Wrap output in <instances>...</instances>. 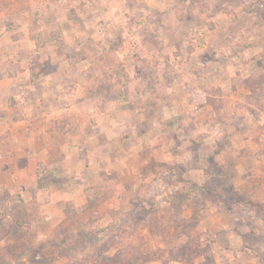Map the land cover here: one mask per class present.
Segmentation results:
<instances>
[{
  "label": "rangeland",
  "instance_id": "1",
  "mask_svg": "<svg viewBox=\"0 0 264 264\" xmlns=\"http://www.w3.org/2000/svg\"><path fill=\"white\" fill-rule=\"evenodd\" d=\"M59 67L98 165L0 146V264H264V0H0V141Z\"/></svg>",
  "mask_w": 264,
  "mask_h": 264
},
{
  "label": "crops",
  "instance_id": "2",
  "mask_svg": "<svg viewBox=\"0 0 264 264\" xmlns=\"http://www.w3.org/2000/svg\"><path fill=\"white\" fill-rule=\"evenodd\" d=\"M61 70L62 68L60 69L59 67L57 73H53L59 74L61 76L60 78L54 77V79H52L50 74H46L44 76H41L38 80H35V78L33 79V84H31L30 87V98L34 102L27 114V116H29V119L32 120V126H30L31 129H27L25 127L27 125L23 126V123H21L22 125L20 126L19 123L16 124L17 122L12 121V117H9L12 109L9 108V106L4 107H7V110L5 112L7 118H5V121H3V125H5L3 129L4 135L2 138L3 141H0V146L11 145V149L16 150V147H14V145L17 143V141L19 139L25 141L26 147L23 146L20 149L22 150L23 148L25 149V151L22 154H19L17 165L19 166V168H22V171L29 168L33 181L39 180V161L45 160L47 165L51 164L50 159L53 158V150L55 149V145H57V149H59V156L61 155L60 158L63 175L71 178V181L73 182H83L89 180V177L86 176L87 179L85 180L80 176L81 174L78 171L69 172L70 170L69 168H67V164L71 160L73 161V163H76L75 160H77L78 167L83 166V168L85 169L91 166L93 167L96 164L98 165L97 161L90 164V160H85L86 158L81 159L80 151H88L89 144H92V146L95 147V149L93 150L94 152L100 151L101 145H98L99 142L97 144H94L95 137H99V133L96 132L99 126H97L95 122L91 123V120L89 119L90 117L85 118V116H83L82 118L80 116V112L78 109L79 102H77L79 101L77 97L79 96V93H55L58 87L59 90L62 89L60 86L63 85L66 80L64 78L65 76H63L65 72H62ZM2 82H4V80ZM8 84L10 86H13L14 89L16 88V95H8L6 96L7 99L11 96H14V98H21L24 96V92L20 88L21 83H19V79L16 78V75H13L8 79ZM4 89L9 90V88L5 87V85L3 84V86L1 87L2 93H4ZM85 113L88 114L89 112L85 111ZM70 118L75 121V123H72L73 125H75L74 131L71 130L72 126L69 125L66 121ZM55 120L56 122L59 121L57 125L58 127L52 124V121L54 122ZM66 122L67 125L62 124H66ZM10 125L12 127H10ZM96 134L97 136H95ZM56 136L63 137L64 140L62 142H59L61 140L57 139L58 137ZM69 138H72V144L70 143ZM26 148H30V154L29 152H26ZM94 155L96 157V153H94ZM80 161H83V164L80 163ZM101 165L102 164L99 163V167L97 166V168H101ZM115 165L116 162H114L113 167H115ZM75 169L77 170L76 167ZM89 176L92 179L96 180V178L92 177L91 175ZM92 179L90 181H92ZM63 191L64 192H62L61 199L70 200L71 198L79 196L77 195L78 192L76 193L75 191L71 192V190L67 191L66 189H64ZM84 192L85 191H81L80 195H85L86 192Z\"/></svg>",
  "mask_w": 264,
  "mask_h": 264
},
{
  "label": "trees",
  "instance_id": "3",
  "mask_svg": "<svg viewBox=\"0 0 264 264\" xmlns=\"http://www.w3.org/2000/svg\"><path fill=\"white\" fill-rule=\"evenodd\" d=\"M90 191H91V190H90ZM90 191H87V193H88V197L92 196V192H90ZM90 193H91V195H90ZM93 197H95V195H94ZM97 198H98V197H96L95 200H97ZM112 262H113L112 259L107 261V263H112ZM131 263H132V261H131Z\"/></svg>",
  "mask_w": 264,
  "mask_h": 264
}]
</instances>
